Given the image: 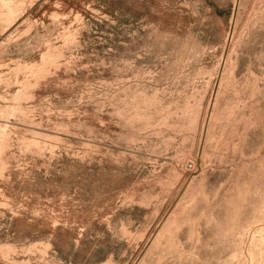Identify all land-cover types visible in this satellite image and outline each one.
Returning <instances> with one entry per match:
<instances>
[{
  "label": "rangeland",
  "instance_id": "rangeland-1",
  "mask_svg": "<svg viewBox=\"0 0 264 264\" xmlns=\"http://www.w3.org/2000/svg\"><path fill=\"white\" fill-rule=\"evenodd\" d=\"M0 264H264V0H0Z\"/></svg>",
  "mask_w": 264,
  "mask_h": 264
}]
</instances>
